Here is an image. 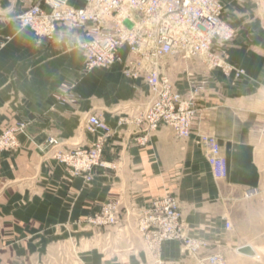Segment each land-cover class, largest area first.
I'll return each mask as SVG.
<instances>
[{
    "label": "crops",
    "instance_id": "0c3cea01",
    "mask_svg": "<svg viewBox=\"0 0 264 264\" xmlns=\"http://www.w3.org/2000/svg\"><path fill=\"white\" fill-rule=\"evenodd\" d=\"M31 1L37 0H0V14H17ZM222 1L221 18L237 29L226 45L229 61L244 68L246 75L227 77L198 57L178 53L159 59V70L176 90L187 95L197 88L198 115L190 136L179 138L163 126L146 143L133 121L149 99L143 78L126 76L119 62L81 74L80 50L46 39L37 43L30 28L18 29L6 18L0 21V139L19 122L27 123L23 131L13 133V143L0 145V264H47L53 258L58 262V251L65 245L71 246L75 264H129L131 258L156 264L138 236V222L152 202L165 195L179 204L182 234L205 238V253L230 255L245 243L239 220L233 217L232 229H225L218 207L223 206L226 185L256 187L261 181L256 152L264 136V38L255 34L253 0ZM119 52L126 56L127 47ZM64 81L75 82V106L56 99ZM89 113L107 122L105 135L87 130ZM198 132L215 135L225 147L227 175L222 180L213 177ZM48 136L67 147L105 137V165L96 167L91 181L85 182L50 157ZM106 202L119 205L125 223L120 236H137L115 258L106 245L95 244L105 228L85 223ZM182 252L180 240H170L161 248L159 263L182 264Z\"/></svg>",
    "mask_w": 264,
    "mask_h": 264
},
{
    "label": "built area",
    "instance_id": "2783aa9c",
    "mask_svg": "<svg viewBox=\"0 0 264 264\" xmlns=\"http://www.w3.org/2000/svg\"><path fill=\"white\" fill-rule=\"evenodd\" d=\"M82 1V5H75L70 0H37L17 14H0V21L6 18L14 21L18 29L30 28L37 43L46 39L62 43L67 49L80 50L84 56L81 74L119 62L126 76L143 78L149 87V99L133 119L136 129L142 132V143L163 126L177 137L186 138L193 132L198 115L194 97L197 88L187 95L176 90L169 77L159 70V59L178 53L182 58L198 57L207 68H218L226 76L233 74L235 79L243 74L240 67L229 61L226 45L235 36V29L221 18L224 7L220 0ZM122 47H127L126 56L119 52ZM74 86L72 81L61 83L56 99L77 105L79 96ZM26 125L19 122L5 131L0 139L2 144L14 142V131H23ZM85 125L91 133L105 135L108 131L107 122L96 113L86 116ZM198 138L214 177L225 178L227 161L222 147L210 133L198 132ZM46 142L54 158L88 176L96 167L105 165L101 157L105 137L70 148L53 136H48ZM181 224L177 200L170 195L154 200L149 212L140 219L150 245L181 239L186 248L196 252L203 241L185 237ZM225 224L230 227L227 220ZM204 261L226 264L221 253Z\"/></svg>",
    "mask_w": 264,
    "mask_h": 264
},
{
    "label": "rangeland",
    "instance_id": "374dc122",
    "mask_svg": "<svg viewBox=\"0 0 264 264\" xmlns=\"http://www.w3.org/2000/svg\"><path fill=\"white\" fill-rule=\"evenodd\" d=\"M223 4L224 3L222 0H220ZM241 2L242 0H237ZM32 2V1H31ZM255 3V14L257 17V24L255 27V34L257 36L263 37L264 38V0H253ZM129 25V24H128ZM233 27V26H232ZM235 29V34L237 33V29ZM243 70V74L236 79L241 78L242 76L246 75L245 69L240 67ZM229 77V76H227ZM14 128V127H13ZM10 130V129H9ZM22 130H16L14 132H18ZM215 137V135H213ZM55 138V137H54ZM57 139V138H55ZM217 140V138L215 137ZM60 144L64 145L67 147L66 143H63L59 139H57ZM97 140V139H96ZM95 140V141H96ZM218 144L222 147L224 153V146L221 145V143L217 140ZM258 142V141H257ZM9 144L13 142H8ZM75 143V142H74ZM70 143L69 147H73L74 144ZM198 143L201 145L199 138H198ZM2 142L0 141V145ZM3 145V144H2ZM8 146V145H6ZM5 146V147H6ZM203 148V147H202ZM205 153V151H204ZM256 161L257 165L259 166V169L261 171V181L260 184L257 185L256 187H243V188H237L232 185H226L224 187V200H223V206L218 207V217L219 219L221 218L222 220L225 221L227 220L230 223V227L226 228V224H224L225 229L230 230L233 227V217L236 220H239V229L241 232H243V236L241 235L243 244L239 245L236 247V252L234 254L230 255H225L221 251L217 252H212V253H205L204 249L207 247V241L205 240L204 237H195L191 235H184L185 237L197 239V240H202V246L200 249H198L196 252L195 251H190L188 248L185 247L184 242L180 239L181 245H182V253L185 256V261L182 262V264H206L204 261L205 258H207L210 255L216 254V253H221L225 259H226V264H264V136L260 138V143L257 145V152H256ZM50 157L55 160L57 163L64 165L68 168H70L71 173L74 176H80L85 182L91 181L94 175L95 169L89 174L82 172V171H76L72 167L67 166L64 162H62L60 159L54 158L52 155V152L50 150ZM210 166V165H209ZM211 170V168H210ZM212 173V170H211ZM213 175V174H212ZM214 177V175H213ZM217 179L216 177H214ZM222 180V179H221ZM253 191H249V189H252ZM173 197V196H172ZM175 198V197H174ZM178 203V202H177ZM179 207V204H178ZM213 208L215 209L216 206L215 204L213 205ZM180 210V207H179ZM181 212V210H180ZM223 216V218L221 217ZM226 220H225V218ZM141 219V218H140ZM237 222V223H238ZM85 223L87 225H91L93 227L97 228H105V231H103L102 235L100 238L95 239V244H99L100 247L103 248L104 245H106V249H110L111 252H113L115 258L116 255H118L121 249H126V247H129L131 245V240L134 239L136 240L137 236L135 235H122L120 236V229L122 226H125V223L121 221L120 217V210H119V205L115 204L113 202H106L102 203L98 209V211L94 212L91 215H88L85 219ZM181 223H182V215H181ZM138 227L139 231H141V235H138L141 239H143L147 247L151 253V255L155 258L156 264L159 263V253L161 251L162 246L169 241H164L162 244L158 245H150L148 242L147 232L142 231L140 227V220L138 222ZM113 229L111 233V229ZM108 233H111L108 235ZM245 233V234H244ZM99 234V233H98ZM105 234V236H104ZM121 240L123 241V246H121ZM148 240V241H147ZM249 242V243H248ZM251 245L255 251L254 255H246L243 253H240L237 251V248L242 246V245ZM125 252V251H124ZM82 253V252H81ZM59 254V261L56 262L53 259L47 262V264H75L72 263L71 261V246L65 245L63 246V249H59L58 251ZM97 258H99V255L101 253H95ZM193 259L192 261L190 260ZM131 261L129 264H139L136 260L133 258L130 259ZM190 260V261H189ZM99 262V261H98ZM128 264V262H126ZM78 264H87L86 260H81L80 263ZM111 264H118V262L112 261Z\"/></svg>",
    "mask_w": 264,
    "mask_h": 264
},
{
    "label": "water",
    "instance_id": "95a60500",
    "mask_svg": "<svg viewBox=\"0 0 264 264\" xmlns=\"http://www.w3.org/2000/svg\"><path fill=\"white\" fill-rule=\"evenodd\" d=\"M237 251L246 255H254L255 251L251 245H242L237 248Z\"/></svg>",
    "mask_w": 264,
    "mask_h": 264
},
{
    "label": "bare ground",
    "instance_id": "6f19581e",
    "mask_svg": "<svg viewBox=\"0 0 264 264\" xmlns=\"http://www.w3.org/2000/svg\"><path fill=\"white\" fill-rule=\"evenodd\" d=\"M77 50V49H76ZM237 66V65H236ZM170 129V128H169Z\"/></svg>",
    "mask_w": 264,
    "mask_h": 264
}]
</instances>
